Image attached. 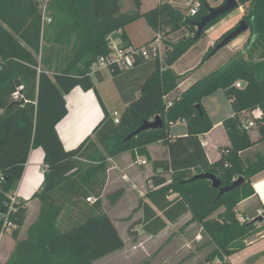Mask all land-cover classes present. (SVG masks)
Masks as SVG:
<instances>
[{
	"label": "trees",
	"instance_id": "obj_1",
	"mask_svg": "<svg viewBox=\"0 0 264 264\" xmlns=\"http://www.w3.org/2000/svg\"><path fill=\"white\" fill-rule=\"evenodd\" d=\"M44 1L0 0V180L4 179L0 232L11 224L16 241L5 264H95L122 250L125 242L102 200L108 160L134 151L149 157L147 148L156 143L169 149V160L154 164L156 173L161 172L153 183L162 187L148 196L162 216L144 204V231L157 236L167 228V221L174 224L191 214V221L200 225L214 247L207 262L199 264H231L228 258L244 250L256 230L253 223L240 222L238 206L256 195L252 179L264 171V148L253 150L264 144V0H238L237 9L249 4L241 19L249 26V40L226 64L184 91L180 86L187 77L173 66L231 12L209 23L196 39V25L211 8L207 0H194L200 3L195 15H186L169 2L141 11L142 0H132L135 9L123 12L122 0H49L50 23L44 22ZM142 18L164 40V57L160 53L140 57L128 70L108 64L120 89V76L138 69L145 73L137 79L138 97L125 98L119 90L127 106L116 124L95 87V79L103 82L102 71H93V66L112 53V39L119 38L122 47L131 46L125 28ZM184 29L188 36L166 41ZM233 31L219 38L204 59L214 56L215 48ZM77 87L95 91L104 118L93 130L94 138L89 136L67 151L56 126L68 114L66 96ZM220 90L233 110L223 121L231 146L221 149L220 160L211 163L200 137L214 125L202 101ZM20 99L25 101L22 106L12 105ZM256 109L263 117L256 121L254 141L242 123ZM156 119L157 128L128 139ZM180 121L186 123L188 134L174 140L171 128ZM39 148L44 152V179L32 199L39 200L40 210L27 237L19 239L28 216L27 202H13L9 196L17 190L31 152ZM200 174L216 175L220 188L215 189L210 180L195 179ZM239 179L243 181L238 187L219 196L220 189ZM172 193L178 196L169 200ZM117 195L109 200L114 202Z\"/></svg>",
	"mask_w": 264,
	"mask_h": 264
},
{
	"label": "crops",
	"instance_id": "obj_2",
	"mask_svg": "<svg viewBox=\"0 0 264 264\" xmlns=\"http://www.w3.org/2000/svg\"><path fill=\"white\" fill-rule=\"evenodd\" d=\"M153 1L157 3H154L152 5V3H150L151 0H142L140 10H149L151 8H154L161 2H169L173 6L178 7L175 4L177 0ZM207 1L209 2L210 0ZM124 6L126 10H133L134 8L132 0H124L123 8ZM225 21L226 19L222 20L219 24L211 28L206 35H209L214 29H218L219 27H221L223 24H225ZM125 33L128 36L131 45L134 47L144 46L156 36V33L152 30V28L148 25L144 18L139 19L134 23L128 25L125 28ZM218 34V36L216 35L215 37L210 38L208 44L206 45V48L208 47V49H211L212 47H214L216 40H218L225 34V30L222 31L223 35L221 33ZM246 35H248V33L242 35L241 37H246ZM117 40L120 39L117 38ZM184 58L185 56H183L180 60ZM210 60H212V58ZM196 64L186 66L181 69L173 67V69L179 75L189 73V76L180 86V90L184 91L189 88V86H191L194 82H196L194 81L195 76L193 74L199 67ZM144 75V70L138 69L137 71L135 70L133 73L120 76L119 86L121 87V89L117 86L111 73L107 69H105V71H102V76L104 78L103 82H98L95 79V87L100 95L102 102L104 103V106L112 117L115 112L119 111V113H122L127 106L126 102L123 99L124 96L122 98V95L119 90L123 91V94H125V98H129L133 94L138 97L139 92H135V88L137 86V79H142ZM106 83H108L109 85L108 91H105L104 88V85ZM217 93H219V91L214 94L217 95ZM214 94L204 98L202 101L203 106L208 112L214 127L209 133L200 137L201 144L206 150V155L211 163H215L220 160L221 149L231 146L230 140L223 126V121L233 115V110H230V107H227V104L220 105L219 102L214 98ZM66 105L68 109V114L61 122L58 123V125L56 126V130L65 150L70 151L76 149L87 137L93 136V130L104 118V111L97 98L95 91L90 90L86 92L80 87L75 88L70 94L66 96ZM209 106H211L212 110ZM215 128H218L221 131L222 142L215 136H213ZM187 134V126L186 123H184L183 121L176 123L171 128V137L174 140L177 138L186 137ZM257 138L258 137L255 138L252 136V140L254 141ZM259 146L260 145L253 148V150L258 148ZM147 150L149 153V157L140 155L137 151H134L123 153L117 157L110 158L108 160V179L103 191L102 200L104 203V208L108 211V214L111 219L112 216L108 209V205L110 207H114L124 204L123 202H126L127 196H131V198H137L141 200V217H143L144 214V204H148L155 212H157V214L162 216V213L150 202L148 196L150 193L157 191L162 187L156 186L153 183V178L155 177V175L161 172V170H158V172L156 173L154 169V164L169 160V149L166 145L162 143H156L150 145ZM137 156H139L142 160H145L146 164L143 165L141 163H138ZM43 169V150L41 148L33 150L30 154L24 175L19 183V186L12 195L16 202H27L28 214L33 211L35 213H39V200L32 199V197L42 185L44 179ZM168 177L169 176L166 175V178ZM252 184L256 191V195L254 197L249 198L248 200L243 201L238 206V215L247 220L249 218L253 219L254 216H256L255 214L258 213L259 215V212L263 210L262 208L264 206V171L253 177ZM116 193H118V198L114 199V202H111L109 200V196ZM177 196L178 195L176 193H172L168 196V199L174 200ZM126 205H133V202L128 201L126 202ZM187 217H190V219H192L191 214H187L182 217L177 223L172 224L167 221V228L160 234L172 227H175L180 221ZM260 217H258L259 221H261L262 218ZM259 224L263 227V231L256 233L255 237L250 239V241L248 240L247 247L244 250L228 258V261L231 264H242L244 262L250 263L253 260H256L257 264L261 259H264V220L259 222ZM160 234H158L157 236H159ZM26 236L27 235L23 232L22 228L19 235V239H25ZM15 244L16 241L12 236L11 229H7L6 231L0 232V264H5L8 261L9 257L11 256L14 250Z\"/></svg>",
	"mask_w": 264,
	"mask_h": 264
},
{
	"label": "rangeland",
	"instance_id": "obj_3",
	"mask_svg": "<svg viewBox=\"0 0 264 264\" xmlns=\"http://www.w3.org/2000/svg\"><path fill=\"white\" fill-rule=\"evenodd\" d=\"M191 1L192 0H177L175 4L178 6L177 8L183 10V12L188 15L190 14V9L188 8V6L190 5ZM209 2L211 7L215 8L220 6L223 3V0H210ZM150 3H152L153 5L157 2L151 0ZM123 4L124 0H122V5ZM248 6L249 4H246L242 5L238 9L236 8V10L234 9L235 11L231 12L230 15L225 18V24H223L218 29H214L209 35H205L184 55L185 58L179 60L173 67L181 69L183 67L197 63L196 65H198L199 67L195 71V73H193L195 76L194 81H197L212 72L217 67L226 64L232 55L237 54L240 49H243L242 47L249 40L250 31L242 33L237 38L232 40L226 47L222 48L217 52L216 55L212 56V60H210L211 58L206 60L204 59L207 52L209 51L208 47L206 48V45L208 44L210 38H213L216 35L218 36V33L222 34L223 30H225L226 33L233 28L235 30L237 27H239L240 23L243 21L241 20L242 16ZM123 9V12L131 11L126 10L125 6ZM189 33V31L184 29L176 34L170 35L166 41L176 42L178 39L184 36H188ZM246 33H248L246 37H241ZM164 45L165 42L164 40H162L159 45L162 58L164 57ZM253 59L255 61H258L259 55L255 54L253 56ZM188 74L189 73H186L184 74V76L188 77ZM108 86V83L104 85L105 91H108ZM213 96H215L214 98L219 102L220 105L227 104V107H230V110H232L231 102L225 96L223 91H219L217 95L214 94ZM209 107L212 110L211 106ZM250 134L255 138L258 137L255 127L253 130H251ZM213 136H215L222 142L221 131L218 128H215ZM263 148L264 144L260 145L257 149H254V152H256L257 150L261 151L263 150ZM128 201L133 202V205H126V202ZM126 202H123L124 204L114 207H110L108 205V209L111 213L112 219L114 220V223L117 226L121 237L125 241V247L120 251L99 259L95 264H199L201 262H207V259L214 250V247L208 243V239L204 236L203 230L200 225L192 222L190 217L183 219L175 227L166 230L159 236L151 237L144 231L141 223V200L137 198H131V196H127ZM262 214L263 210L259 212V215L257 213L255 214L256 216H254L253 219L249 218L248 220H241V217H238L242 224L249 222L255 225V233L251 235L247 239V241H250V239L255 237L256 233L263 231V227L259 224V222L261 221H259L258 218L260 216L262 217ZM37 216L38 213H35L34 211L28 214L25 225L23 227V232L26 235L28 227H30V225L37 219ZM253 263L256 264V260H253L250 263L244 262L242 264ZM214 264L220 263L216 261ZM257 264H264V259H261Z\"/></svg>",
	"mask_w": 264,
	"mask_h": 264
},
{
	"label": "built area",
	"instance_id": "obj_4",
	"mask_svg": "<svg viewBox=\"0 0 264 264\" xmlns=\"http://www.w3.org/2000/svg\"><path fill=\"white\" fill-rule=\"evenodd\" d=\"M48 2L49 0H46L42 7L45 23L51 22V19L46 16ZM188 8L190 9V14L188 15H195L196 12L200 9V3L198 1L192 0ZM154 38L155 39L150 41L148 45L145 44L144 46L141 47H134L132 45L128 47H122L121 40H117V38L112 39L111 40L112 53L107 58H100L99 61L94 64L93 71H103L107 69V66L110 63H114L118 65L123 70H128L134 66L138 58L140 57L149 58L152 55H156L157 53H160L159 45L162 42V37L161 35L156 34ZM236 86L241 87L242 83L238 82ZM120 116L121 114L119 112L114 113L113 120L116 124L119 123ZM262 117H263L262 110L256 109L249 114V119L243 121L242 127L250 132L252 129H254L256 125V121L261 119ZM137 162L143 165L146 164V161L142 160L139 156H137ZM3 180L4 179L1 178L0 181ZM9 197L13 202H16L12 195ZM88 202H92V199L91 198L88 199ZM241 220H244V218L241 217ZM11 228L12 225L8 224V229Z\"/></svg>",
	"mask_w": 264,
	"mask_h": 264
},
{
	"label": "water",
	"instance_id": "obj_5",
	"mask_svg": "<svg viewBox=\"0 0 264 264\" xmlns=\"http://www.w3.org/2000/svg\"><path fill=\"white\" fill-rule=\"evenodd\" d=\"M239 5V1L238 0H223V3L218 6V7H211L209 10V13L207 16H204L201 21L199 23H197L196 28H197V35H196V39L200 38L201 35L203 34L205 28L207 27V25L209 23H211L212 21L216 20L218 17L230 13L232 12L234 9H236ZM249 29L248 24L245 21H242L239 25V27H237L232 33H230L223 41L222 43H220L216 48H215V52H218L219 50H221L222 48L226 47L232 40H234L235 38H237L239 35H241L242 33L247 32ZM24 99H20V100H16L12 105H20L22 106L24 104ZM198 107V106H197ZM159 119H156V121L152 122V123H145L143 126H141L138 130H136L131 136L128 137V139H131L132 137H135L137 135H139L141 132L146 131V130H150V129H155L159 126ZM195 179H207L210 180L212 182V185L215 189H219L220 188V181L217 178L216 175L213 174H200L197 175L195 177ZM243 181V179H239L237 180L231 187H227V188H223L220 189L219 192V196H221L222 194L229 192L233 189H235L236 187H238L241 182Z\"/></svg>",
	"mask_w": 264,
	"mask_h": 264
}]
</instances>
